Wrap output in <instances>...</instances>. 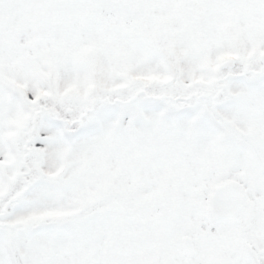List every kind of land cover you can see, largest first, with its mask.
Wrapping results in <instances>:
<instances>
[{
	"label": "snow or ice",
	"instance_id": "1",
	"mask_svg": "<svg viewBox=\"0 0 264 264\" xmlns=\"http://www.w3.org/2000/svg\"><path fill=\"white\" fill-rule=\"evenodd\" d=\"M0 264H264V0H0Z\"/></svg>",
	"mask_w": 264,
	"mask_h": 264
}]
</instances>
